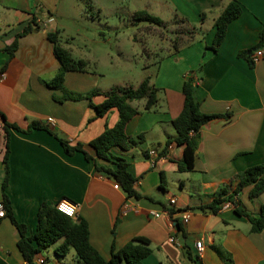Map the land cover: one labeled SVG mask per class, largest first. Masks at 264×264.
Wrapping results in <instances>:
<instances>
[{
    "label": "crops",
    "instance_id": "crops-1",
    "mask_svg": "<svg viewBox=\"0 0 264 264\" xmlns=\"http://www.w3.org/2000/svg\"><path fill=\"white\" fill-rule=\"evenodd\" d=\"M61 1L0 0V72L5 74L0 81V201L4 199L6 152L2 115L21 130L40 122L45 128L30 133L9 129L10 176L5 193L28 236L36 233L43 204L67 199L78 205V217L89 225L91 245L107 260L132 239L143 237L152 250L144 264H194L190 254L199 264H264V230L253 233L251 223L236 213L233 203L228 207L224 203L216 214L202 209L223 186L235 188L238 174L264 163V58L253 66L240 55L259 43L264 0H237L243 12L230 23L217 51L212 48L215 21L225 6L223 0H140L143 7L136 12L147 11L166 26L186 21L187 28L195 29L193 37L184 35L185 43L173 44L156 73L147 70L135 86L118 85L137 88L149 78L151 86L160 90L156 111H144L145 100L133 103L142 113L128 124L127 133L143 135L145 141L129 151L118 147L111 151L128 160L141 199H127L114 179L97 172V165L115 168L112 162L88 161L80 152L70 156L60 141L88 145L119 121L116 109L99 116L90 105H102L106 101L102 93L91 100L59 101L63 91L46 85L60 69L48 33L60 32L56 12ZM49 18L53 21L48 22ZM29 26L33 30L19 38L13 56L5 52ZM65 44L61 41L74 59L88 64L96 60L87 55L74 57L69 40ZM99 77L98 72H70L65 88L84 95L112 89H102ZM189 78L202 112L222 117L201 129L194 169L182 172L179 163L184 147L175 142L173 121L183 110V87ZM152 151L157 152L155 158L150 157ZM250 190L242 191L236 202L259 216L264 193L251 201ZM172 199L177 201L175 207ZM169 211L174 213L172 218L165 213ZM185 211L191 213L189 223L183 222ZM19 240L20 232L11 220L0 219V264H27ZM201 240L200 253L196 243ZM57 246L39 253L36 264L41 259L47 264H77L74 250L59 257Z\"/></svg>",
    "mask_w": 264,
    "mask_h": 264
},
{
    "label": "trees",
    "instance_id": "trees-1",
    "mask_svg": "<svg viewBox=\"0 0 264 264\" xmlns=\"http://www.w3.org/2000/svg\"><path fill=\"white\" fill-rule=\"evenodd\" d=\"M225 6L219 17L215 21L216 36L213 49L218 50L219 46L224 42L227 29L232 21L237 19L243 12L241 4L237 0H223ZM205 17V14H204ZM133 20L137 23H149L151 26L165 28L166 24L158 17L151 15L147 11H137L133 14ZM178 22V21H177ZM185 25L186 21L180 20ZM36 23V21H34ZM187 23V22H186ZM189 29V28H188ZM194 29V28H193ZM189 29L183 32V35L193 37L194 30ZM32 26L25 28L23 34L18 35L16 41L7 46L4 51L11 56L18 49V40L21 36L30 33ZM1 32V29H0ZM48 39L53 43L55 55L60 63V69L56 75L48 82L47 87L54 90H61L64 93L59 101L81 100L87 98L91 100L94 95L102 93L106 97V101L95 106L99 116H103L112 109L119 112V121L113 128L106 129L95 141L88 145L77 144L71 145L69 142L60 139L65 153L72 156L75 153L84 154L88 161H94L97 158L112 162L115 168H107L104 166H96L99 173L114 179L126 194L127 199H141L142 195L136 190V178L129 171V162L125 157L114 156L112 149L118 147L123 151H129L138 147L145 141L143 135L131 136L127 133L128 124L142 112L133 105L134 102L145 100L144 111H156L160 104V90L154 88L150 84V79L146 78L137 87L116 86L108 91L101 92L96 89L88 94H78L68 91L65 88V78L70 72L87 73L89 72V64L86 60L74 59L70 52L61 45L60 32H49ZM176 44L179 40H176ZM264 48V27L259 35V43L256 48L241 53V57L247 59L254 66L252 55L258 49ZM184 106L181 114L173 121L177 136L175 142L184 147V157L179 163V170L189 172L194 169L196 153L201 139V129L209 122L222 117L216 114H206L202 112L200 103L195 97L192 79L185 81L183 87ZM5 121L4 129L6 131V152L4 157L5 163V179L3 183V203L7 210V217L17 227L20 232V240L18 242L19 250L27 264H36L35 257L54 245L56 254L59 257H66L72 250L76 253L77 264H144L143 260L152 253L150 241L143 237L132 239L121 251L114 252L112 257L105 259L98 250L90 243V231L87 221L81 217L71 218L61 213L56 205L43 204L38 214V225L34 236H28L27 227L19 223L14 217L11 202L6 192L10 176V135L9 129L13 128L18 131L30 133L37 129H43L44 124L33 122L27 130H21L15 125ZM227 117H230L227 115ZM238 181L235 188L232 184L225 185L214 197L211 204L202 209L210 211L214 214L218 213L222 205L231 202L236 206V213L249 220L253 233H260L264 230V205L260 206V215L255 216L248 211L243 205H238L236 198L245 189L251 187L249 199L254 201L264 193V163L247 169L245 172L238 174ZM173 214V211H171ZM194 264H199L198 258H194L190 254Z\"/></svg>",
    "mask_w": 264,
    "mask_h": 264
},
{
    "label": "rangeland",
    "instance_id": "rangeland-1",
    "mask_svg": "<svg viewBox=\"0 0 264 264\" xmlns=\"http://www.w3.org/2000/svg\"><path fill=\"white\" fill-rule=\"evenodd\" d=\"M140 0H62L56 18L60 40H69L74 57H95L88 70L98 72L102 89L137 85L142 75L154 74L176 40L185 43L189 30L180 21L154 32L149 23L133 20ZM74 252V251H73ZM76 254V253H74Z\"/></svg>",
    "mask_w": 264,
    "mask_h": 264
},
{
    "label": "built area",
    "instance_id": "built-area-1",
    "mask_svg": "<svg viewBox=\"0 0 264 264\" xmlns=\"http://www.w3.org/2000/svg\"><path fill=\"white\" fill-rule=\"evenodd\" d=\"M53 21V18H49L48 22ZM264 58V48L258 49L257 51H255L252 55V61L254 63H258L259 61H261ZM5 79V74L0 72V81H4ZM50 122H53L52 119H50ZM157 156V152L156 151H152L150 152V157L151 158H155ZM228 203V204H227ZM225 204L224 207H228L229 205H231V202H227ZM170 204L175 207L177 205V201L176 199H172L170 201ZM56 208L63 214L76 219L78 217V205L67 200H61L58 204H56ZM167 214V216L169 218H172L174 216V213L172 214L171 211L169 212H165ZM155 217H160L161 213H155L154 214ZM7 217V210L5 208V205L2 201H0V219L6 218ZM182 219L184 223H189L190 219H191V213L189 211H185L183 212L182 215ZM172 242H174V239H171ZM196 247L199 250V252L201 253L203 250V241H198L196 243ZM37 264H47L45 260L41 259L37 262Z\"/></svg>",
    "mask_w": 264,
    "mask_h": 264
}]
</instances>
